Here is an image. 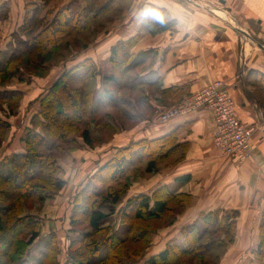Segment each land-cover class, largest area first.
I'll return each instance as SVG.
<instances>
[{"label": "crops", "instance_id": "0c3cea01", "mask_svg": "<svg viewBox=\"0 0 264 264\" xmlns=\"http://www.w3.org/2000/svg\"><path fill=\"white\" fill-rule=\"evenodd\" d=\"M28 2L0 0L9 19L1 35L3 42L10 41L22 24ZM122 9L115 23L96 34L74 61L62 66V74L91 59L102 75L108 77L113 74L110 48L121 41L135 40L129 52L131 63L124 67L121 78H126L129 84L124 87L137 94L133 95V101L127 91L122 98L125 109H121L120 115L122 124L134 135H126L129 142L106 153L103 161L130 143L173 135L175 148L157 163L153 173L132 185L124 203L138 195H151L162 187L188 198L174 216L172 226L158 230L159 235L165 231L163 242L160 240L151 247L138 264L168 245L183 248L181 230L193 225L200 215L212 212L228 215L234 223L233 239L220 245L216 263L264 264V0H125ZM154 9L164 10L175 25L152 36L144 29V22ZM214 82L226 85L237 119L255 128L250 141L251 156L242 162L226 158L216 149L215 123L210 110L201 107L185 115L176 111L186 97ZM19 86L13 90L32 98L34 92L26 89L25 93ZM39 90L36 95L42 93ZM131 106L134 111L128 109ZM37 110V104L33 111L28 110L32 114L28 120L25 114L24 127L23 119L14 127L15 118L0 116L11 126L9 134L14 128L20 130L18 152L22 151L19 141L26 129L32 128L30 119ZM90 152H81L74 158L81 156L88 166L94 163L96 168L101 164ZM68 156L64 163L60 161L62 172L71 161ZM4 157L2 152L0 161ZM80 183L76 181L72 187L77 188ZM63 198L60 204L67 199L71 204L73 199L69 195ZM124 203L118 206L116 214ZM65 219L68 222L69 213Z\"/></svg>", "mask_w": 264, "mask_h": 264}, {"label": "trees", "instance_id": "16d2710c", "mask_svg": "<svg viewBox=\"0 0 264 264\" xmlns=\"http://www.w3.org/2000/svg\"><path fill=\"white\" fill-rule=\"evenodd\" d=\"M48 1H42L43 8ZM124 1L71 0L57 12L47 11L38 23L33 13L37 12L36 2L39 1L31 0L25 7L22 24L13 35L14 46L0 49V87L11 77L46 74L48 67L45 64L55 57L53 48L66 47V40L73 34L95 35L98 33L96 22L99 19L105 21L98 29L112 23L121 14L123 9L119 6ZM3 11L0 4V13ZM174 25L164 10L154 9L144 22V29L153 36L171 30ZM17 34L24 39L17 40ZM73 43L80 50L86 49L87 44L78 38H74ZM134 43L135 40L121 41L110 48L109 64L113 74L108 77L101 75L93 60L86 59L57 78L39 99L38 110L31 117L32 128L21 138L22 151L0 161V264H138L143 258L141 253L150 244V235L171 225L174 216L188 202L184 195L173 194L162 187L151 195H138L123 204L119 231L106 225L130 188L129 178L153 173L157 163L175 148L173 135L130 143L99 165L74 195L68 224L71 233L82 232V236L68 238L64 261L59 262L55 234L41 245L36 256L25 260L39 234L36 218L22 216L21 210L35 203L41 204L44 195L52 191V183L56 187L62 185L52 178L49 181L42 179L46 168L52 173L62 171L57 160L47 154L53 150L62 155L80 146L71 135L77 134L79 124L94 119L88 116V109L96 100V90L84 94L85 88L96 84L102 87L93 116L117 103L113 92L115 88L118 91L117 84H120L118 74L122 76L124 67L131 63L129 52ZM19 94L18 91L6 93L0 90V100L11 101ZM9 127V123L0 120V131ZM79 138L88 148L94 147L87 129L80 132ZM51 139L65 140L69 147L55 148L47 142ZM233 224L228 215L220 216L217 212L200 215L193 225L181 230L183 248L168 245L143 264H217L220 252L217 256L211 254L221 244L232 241ZM99 236L102 239H96ZM101 247L106 253L98 258Z\"/></svg>", "mask_w": 264, "mask_h": 264}, {"label": "rangeland", "instance_id": "374dc122", "mask_svg": "<svg viewBox=\"0 0 264 264\" xmlns=\"http://www.w3.org/2000/svg\"><path fill=\"white\" fill-rule=\"evenodd\" d=\"M38 1L39 2H36V3H38L37 4V8H38L37 12L33 13V16H36V22H38V23H40L39 19L43 18L46 15L47 11L50 10L52 12L53 11L57 12L62 7L67 5L66 3H64L66 0H49L47 2L48 3L47 6L45 8H43V5H44L42 3L43 0H38ZM30 3H31V0H29L27 5H29ZM119 7L121 8L122 4ZM30 13H32V12L30 11ZM120 15L119 14L117 15L116 19L113 21L114 23L116 20L119 19ZM7 23H9L8 12L3 11L0 13V49L1 50H5L6 48L7 49L12 48L14 46V43H15L14 37L11 39L9 44L6 43L5 41L3 42L4 39L1 38V35L3 34L4 26H6ZM104 23H105L104 19H99L96 22V27H97L96 32H98V33L104 32L103 30L105 29V27L107 25L112 24V23L106 24L103 29L102 28L98 29L102 25L104 26ZM93 32H94V28H93ZM98 33H96V34H98ZM95 35L89 36V33H83L80 36L77 34H73L72 37L68 39V41L66 40V44H67L66 47H64V48L60 47V49L53 48L52 50L54 52L55 57L53 58V60H51V62H47L45 64V66L48 67V71L43 76H36V75L35 76H29L27 74H22V76L20 78L11 77L9 80L6 79L7 80L6 83L0 87V90L2 92H6V93L13 92V91H15V90H13V88L19 84L20 85L19 87H21L22 89H25L24 92L27 89L29 92H32V94L34 92L32 98L35 96L36 97L34 98V100H32L31 96H27L26 92H25L26 95L24 97V93L22 94V92L18 91L20 94L16 98L11 99V101H9V99L8 100H0V116L2 117V119H10V118L14 119L15 118V120H13V126L14 127L19 126L20 119H23L25 114H27V120H28V118L32 114V113H30V111H33L35 109L36 104L38 107L39 99L50 89L52 84L55 82V81L54 82H52V81L54 79H56V77L59 78L62 75V72H63L62 66L65 63L75 59L81 51L86 50L91 43L90 40ZM16 38H17V40L18 39H20V40L24 39V37L21 36V34L20 35L17 34ZM74 38H78V39H80V41L82 43H86L87 44L86 49H84V50L78 49V47H77L78 45H74V43H73ZM67 42H69V43H67ZM100 73H101V71H100ZM101 75H102V73H101ZM120 77L121 76L118 74V79ZM119 81H120L121 86H120V84H117L118 85L117 86L118 91L115 88V91L113 92L114 93L113 95L117 99V103H114V105H113V106H115V108H111L110 106H108L107 108L102 110V112L99 115H95V116H93V110H94L95 105H96V104L94 105V103H96L99 95L103 92L102 87L96 84L95 86L91 85V86L85 88L84 94L87 92H90V91L92 92V91L96 90L95 95H94L96 100H94V103H93L94 108L92 106L88 109V116L91 118L93 117L94 119L92 121L91 120H89V121L85 120L84 123L79 124L77 134L71 135V137L73 139H76V141H78L80 146L77 147V149L72 150L70 152L65 151L62 155H60V153H57L56 151H53V150L47 154L51 158H55V160H57L59 165H60V161L64 163V158H67L68 154H70L69 159L71 161L70 162L68 161V163H69L68 167L64 166L65 172L57 171V172L52 173L51 169H49V168L44 169L42 172V179L43 180L49 181V179L52 178L56 182L60 181V183H62V185L60 187H56L54 185L55 183H52L51 184L52 191L47 193V195L46 194L44 195V199H43V202L41 204L35 203L31 207H23L21 210L22 216L32 215L33 217L36 218L37 223H38L36 225V227L38 229L39 237L36 240H34L31 247L29 248L28 255L25 259L26 261H28L31 256H36L41 245L48 240V238L50 237L51 234H55L57 237V244H58V248L60 251V255H59L58 259H59V262L62 263L65 259V251H66V246L68 245V238H74V237H77L78 239L81 238L82 232H80V233L78 232V234L71 233L69 224H68V222H66V219H65V216L69 213L70 208H71L70 203L68 201L69 199H67V201L65 203L60 204V202L63 201V199H64L63 197H65L66 195H69L71 198H73L74 195L76 194V192L86 183L87 179L97 169V166L95 168L94 163L90 164L88 166V164H86L87 163L86 159H80L81 156L74 158L75 155H77V154L79 155V154H81V152H84V151H89V152L91 151L90 152L91 157L93 159L97 158V163L102 165L103 163L106 162V161L105 162L103 161L107 157L106 153L110 152L112 149L119 148L122 143H128L129 138L126 135L132 136V134L134 133V132L133 133L129 132L130 129H127L126 125L122 124L121 119H120V115L122 114L121 109L124 108L123 107L124 102L122 101V98H124V96L127 94V91H129V95L131 97V100H133V101H135V96H133V95H136L137 92L136 91L133 92L130 89L124 87L125 85H129L128 82H126V78L122 77V78H120ZM123 83H124V85H123ZM30 86H32V87H30ZM39 89H42V93H39L38 95H36L38 92H41ZM30 90H32V91H30ZM40 94H42V95L40 96ZM27 97H28V99H27ZM31 101H33L35 103H30ZM181 102L176 106V108H178L181 105ZM128 109L130 111L135 110L132 106L128 107ZM28 110H30V111L28 112ZM20 115L22 118H20ZM106 122L108 124L107 127L105 126ZM22 124L24 127V119L22 120ZM29 124L32 127L31 119H30ZM84 129H87L89 131L90 137L93 139V143H94L93 148H88L87 146H85L83 144L82 140L79 138L80 132L83 131ZM10 130H11V126L6 131H3V132L0 131V154L2 152H4V154L6 155L7 158H9L14 153H20L21 152V151L18 152L16 149L17 141H18V135H19L18 133L20 130H17V129L15 130V128H14L13 132L11 134H9ZM20 135H19V137H20ZM19 142L21 143V139ZM47 142H48V144L54 145L55 148H57V146L58 147L60 146L63 148L69 147L66 144L65 140H57V139L52 140L51 139V140H47ZM71 147L74 148L75 145H72ZM101 160L103 162H101ZM92 169H95V170L92 171ZM147 176L148 175L145 174L143 177H139V178L131 177V178H129L130 188L128 189L125 197L122 199V203H124V200L130 194V190H131L132 185L134 183H136V181L138 179H142V178H145ZM76 181H80L81 183L79 184V186H77V188H75L74 186L72 187V183H74ZM122 203L119 204L118 206L122 205ZM118 206L114 210V213L109 216L108 222L106 224V225H110L111 229H113L114 231L115 230L119 231V229L121 227V225H120L121 221L119 219L121 211L116 214V211L119 210V209H117ZM173 222H174V220L172 221V224H173ZM172 224L167 226V227H164L162 229L170 228V226H172ZM162 229H159V230H162ZM157 232L158 231H156L155 233H152L150 235V244H149L148 248L141 253L142 257L144 255L146 256L147 251L151 247H153L158 241L160 242V240H161V242H163V240H164L163 238H165V237L162 235L165 231L162 232L161 235L157 234ZM97 238L102 239L101 236L96 237V239ZM217 252L218 251H214V252H212L211 255L217 256ZM105 253H106L105 249L101 247L100 252L98 253L97 257L101 258V257H103V255ZM218 259H219V257H218Z\"/></svg>", "mask_w": 264, "mask_h": 264}, {"label": "built area", "instance_id": "2783aa9c", "mask_svg": "<svg viewBox=\"0 0 264 264\" xmlns=\"http://www.w3.org/2000/svg\"><path fill=\"white\" fill-rule=\"evenodd\" d=\"M201 107L207 108L213 115V142L219 153L236 162L248 159L251 156L250 141L255 128L237 119L234 103L223 82H214L192 93L176 111L185 115Z\"/></svg>", "mask_w": 264, "mask_h": 264}]
</instances>
